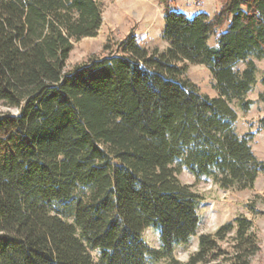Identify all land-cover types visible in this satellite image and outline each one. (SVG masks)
I'll use <instances>...</instances> for the list:
<instances>
[{
    "label": "trees",
    "instance_id": "16d2710c",
    "mask_svg": "<svg viewBox=\"0 0 264 264\" xmlns=\"http://www.w3.org/2000/svg\"><path fill=\"white\" fill-rule=\"evenodd\" d=\"M102 1L0 0V103L18 110L0 114V264H250L259 246L245 217L200 235L185 263L174 249L199 225L183 169L237 190L264 172L231 107L253 105L264 0H219L192 17L157 0L164 52L130 32L65 72L72 42L97 35ZM181 62L207 68L216 96L184 79ZM149 228L158 249L142 240Z\"/></svg>",
    "mask_w": 264,
    "mask_h": 264
},
{
    "label": "rangeland",
    "instance_id": "374dc122",
    "mask_svg": "<svg viewBox=\"0 0 264 264\" xmlns=\"http://www.w3.org/2000/svg\"><path fill=\"white\" fill-rule=\"evenodd\" d=\"M171 5L174 11L182 12L190 17L198 13L211 16L219 7V0H201L197 4L195 0H174ZM100 6L102 24L97 35L72 42L73 46L66 62L65 72L86 62L90 57L98 55L108 38L118 43L130 32L134 33L141 45L149 52L157 50L161 53L166 50L167 43L162 40L163 7L157 0H103ZM212 43L210 40V44ZM254 63L258 70L257 83L247 94V98L253 101V105L248 112H241L235 103H232L231 107L237 114L235 132L240 137L252 134L249 143L251 150L257 160L264 162V129L257 130L259 121L264 118V104L258 100V95L264 91L260 85V78L264 74V58L254 60ZM178 66L185 67L183 78L192 83L201 94L216 96L213 80L207 68L187 62H181ZM243 67L244 64L239 63L235 69L240 71ZM0 114L16 115L18 110L6 108L0 103ZM178 179L182 184L189 185L200 200L196 207L199 216L196 235L187 244L175 247L174 258L177 261L185 263L197 250L200 235L213 234L220 226L234 218L245 217L253 224L259 246V251L251 258L250 264H264V216L255 214L251 210L254 208L264 213V172L258 175L251 190L222 189L209 178L202 177L196 180L185 169L179 174ZM142 240L149 248L158 249L160 246L158 229L145 230L142 233ZM219 245L222 249L231 251L229 238ZM149 264L168 263L162 260Z\"/></svg>",
    "mask_w": 264,
    "mask_h": 264
}]
</instances>
